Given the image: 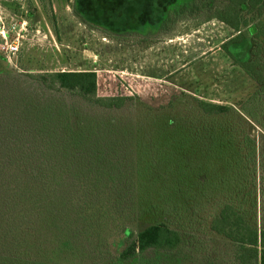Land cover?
<instances>
[{"label": "rangeland", "instance_id": "obj_1", "mask_svg": "<svg viewBox=\"0 0 264 264\" xmlns=\"http://www.w3.org/2000/svg\"><path fill=\"white\" fill-rule=\"evenodd\" d=\"M165 2L0 0L2 20L24 26L19 53L0 55L1 85L63 103L74 121L122 126L101 149L106 170L58 158L67 173L56 178L60 201L82 230L80 264H112L126 229L137 235L156 223L177 230L181 244L138 253L135 264H240L237 245L212 222L228 205L264 228V97L221 49L237 34L210 17L224 0H181L167 21ZM60 71L96 72L98 97L123 104L106 108L36 77ZM199 102L229 111L209 115ZM174 121L177 133L167 130Z\"/></svg>", "mask_w": 264, "mask_h": 264}, {"label": "trees", "instance_id": "obj_2", "mask_svg": "<svg viewBox=\"0 0 264 264\" xmlns=\"http://www.w3.org/2000/svg\"><path fill=\"white\" fill-rule=\"evenodd\" d=\"M163 1L165 10L161 16L167 21L169 9L179 6L181 0ZM212 11L211 18L237 32L221 49L256 81L257 94L264 97V0H224ZM36 77L49 89L66 90L106 108H119L124 101L122 97L99 98L98 75L94 71H60ZM1 84L0 264H80L77 253H84L79 238L82 230L76 227L74 231L70 221H78L71 215L73 210L60 201L62 189L56 178L67 173L56 169L58 158H88L93 164L86 171L103 168L98 162L103 157L101 149H105L107 140L120 135L122 126L112 121L107 126L92 125L80 118L74 121L63 103H42L40 96L33 98L28 91L20 93L18 87ZM199 104L209 115L229 111L228 106ZM177 125L174 121L167 130L177 133ZM78 166L72 163V167ZM211 228L235 242L240 264H264V228L252 227L228 205ZM123 235L115 245L117 249L125 248L112 264H135L138 253L151 249L170 252L182 242L177 230L162 223L149 225L137 235L126 229Z\"/></svg>", "mask_w": 264, "mask_h": 264}, {"label": "built area", "instance_id": "obj_3", "mask_svg": "<svg viewBox=\"0 0 264 264\" xmlns=\"http://www.w3.org/2000/svg\"><path fill=\"white\" fill-rule=\"evenodd\" d=\"M23 29L24 26L19 28L15 22L5 23L0 17V54L5 59H10L19 53Z\"/></svg>", "mask_w": 264, "mask_h": 264}]
</instances>
